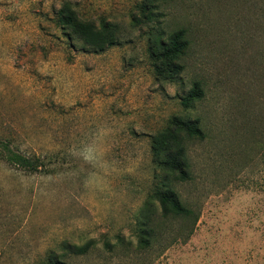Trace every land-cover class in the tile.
<instances>
[{"label": "rangeland", "instance_id": "rangeland-1", "mask_svg": "<svg viewBox=\"0 0 264 264\" xmlns=\"http://www.w3.org/2000/svg\"><path fill=\"white\" fill-rule=\"evenodd\" d=\"M259 1L0 0V145L41 164L11 166L0 146V264H264ZM63 2L116 26V44L68 40L54 24ZM177 30L181 70L163 80L149 39ZM173 118L200 130L179 135L187 178L166 177L187 219L153 198L150 141Z\"/></svg>", "mask_w": 264, "mask_h": 264}, {"label": "trees", "instance_id": "trees-1", "mask_svg": "<svg viewBox=\"0 0 264 264\" xmlns=\"http://www.w3.org/2000/svg\"><path fill=\"white\" fill-rule=\"evenodd\" d=\"M258 4H260L261 19L264 21V0L259 1ZM138 10L142 17H146L147 12L144 3L138 6ZM132 21L135 22L136 19ZM54 24L68 40L79 42L83 47L93 52H101L115 45L118 40L115 30L116 26L107 22L95 25L88 20H84L66 2L61 3L60 7L56 10ZM149 45L148 54L150 59H152V66L156 75L163 80H174L176 73L181 70V67L176 64L175 60L182 53L185 45L183 31H173L165 38L155 35L149 39ZM154 62H158L159 64L155 65ZM201 95V91L194 87L184 98V105ZM180 134H184V136H200L197 121L173 118L170 126L159 132L156 137L151 138V159L162 174L159 184H156L154 188L153 198L159 205L162 217L172 216L187 219L192 213L191 210L181 204L176 193L168 184L169 179L174 181L178 179L185 180L188 175L184 149L181 143L183 139L179 137ZM0 146L6 153V163L11 166L29 172H35L41 166L38 158L20 156L12 152L4 143ZM193 223L194 217L192 218ZM149 232H151V229H149ZM190 233L191 228L187 230L186 237ZM140 242L144 246L147 244L144 236H141ZM74 252L78 254L84 252V249H74ZM44 264L64 263L49 254Z\"/></svg>", "mask_w": 264, "mask_h": 264}]
</instances>
